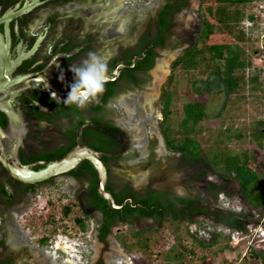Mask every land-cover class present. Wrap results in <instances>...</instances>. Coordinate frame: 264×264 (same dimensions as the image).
<instances>
[{
    "label": "trees",
    "instance_id": "obj_1",
    "mask_svg": "<svg viewBox=\"0 0 264 264\" xmlns=\"http://www.w3.org/2000/svg\"><path fill=\"white\" fill-rule=\"evenodd\" d=\"M4 1L7 3L4 6H8L16 0H0V5ZM253 1L255 0H200L198 27L194 31H188L185 38L180 41L172 40L174 34L172 27L175 15L187 7L188 0H162L160 5L151 6V8L143 7L140 9V12L143 13L144 10L145 13L142 19L138 16L134 17L135 14L131 10L130 13L132 12L133 16H129L125 23L122 22L125 32L122 30L119 33L114 27L112 29L111 25L103 27V24L98 21L87 22L82 12H72L64 16L55 11L48 16L46 22L49 24V32H56L59 25L62 27V38L59 41L63 42L61 50L68 54L63 57L62 68H67L69 62L75 59H78L79 64L89 53H94L103 60L99 47L103 38L109 37L113 48L104 62L107 75L114 78L116 65H118L119 73L114 80L107 81L104 84V90L95 99H90L83 107L65 104L64 101L53 99L47 93L42 94V101L53 108L46 113V120L50 124L56 123L55 118L69 120L63 126V135L65 134L63 145L59 144V138L53 137L54 131L49 133L46 127V134L48 133V137H51L46 139V158L50 159V162L56 161L70 152L79 142H85L95 151H104L102 159L104 164L109 160L117 162L121 159L122 155L118 147L124 135L110 119V115L114 113L117 106L123 110L117 101L119 93L145 82L147 71L153 67L158 50L174 49L185 45L180 55L173 60L171 73L166 83L162 85L160 94L162 118L158 122V128L165 148L171 153L166 156V161L171 162L176 169L181 171L193 168L194 173H188L195 181L202 180L209 172L220 177L219 184L212 181L206 182L213 196L219 193L224 194L221 190L223 183L232 181L239 188L246 202L251 206L261 207L264 211V126L262 125L264 116L238 125L236 115H230L231 108L229 107L230 99L234 97L245 99L251 96L258 102L260 100L264 111V74L261 69L248 73L247 68L252 65V61L249 53L238 43L250 41L253 30L264 29L260 24L259 16L245 10L246 5ZM68 3L74 6H87L89 0H41V4L37 6L53 7ZM85 10H87L86 7L83 11ZM261 11V9L258 10V13ZM153 12L154 16H152ZM30 17L31 15L25 14L18 19L23 23L22 25H25ZM249 21L252 24L246 29L247 26L244 23ZM143 22H146L145 29L141 30ZM216 36L219 38L217 39ZM120 37H124L126 42L132 39L134 41L125 44ZM51 48L53 50L54 46ZM33 61L34 58L25 60L13 74L27 72L26 67L30 66ZM38 67L40 65H37ZM195 69L203 71L207 69V76L202 81L191 80V90L189 89L191 92L186 96L187 87L183 84L185 78L181 77ZM70 81L64 83L68 88L73 79ZM188 95L192 96L188 97ZM215 96L222 99L221 106L216 113L217 116L226 114L227 119L230 118L229 121L222 119L212 129L209 127L207 116L208 112L216 109L213 99L211 102V98ZM112 101H116L115 108L109 106ZM0 116H2L1 113ZM2 119H4L3 116ZM2 121L5 126L6 120ZM79 135L82 139L78 141ZM152 150L150 147L148 159L154 156ZM136 154L139 152L134 148L133 155ZM106 169L107 178L104 189L111 194L113 202L119 208H114L112 202L99 192L97 169L89 159L85 158L66 172L82 184L79 188L78 199L63 205L62 216L68 217L73 207H76L73 222L83 232L86 229L85 221L89 216L86 205L98 209L101 212L98 218L100 222L98 238L102 241L110 233L111 228L118 223L132 225L140 219L153 218L157 223L156 228L148 226L138 230L128 229V233L134 238L133 241H127L120 235L121 232L116 234L126 251H130L135 246L144 252L149 249L151 236L159 231L165 221H169L171 230L175 233V243L181 250L175 249L176 253H173V245L170 250L162 254V258L166 264H174L173 260H177L179 264H189V260L185 262V253L193 254V249L182 244V234L178 232L181 229L179 222L182 219L187 221L185 229L182 230L189 238L190 236L196 238L200 230L209 227L207 222L201 219L196 222L197 226L194 230H191L188 223L193 220L194 214L202 211L201 206L196 202L198 196H181L167 190H156L151 188L152 183H148L139 191L134 189L130 178L125 180L123 178V183H115L111 177V164L110 167L107 165ZM84 181H88L89 184L82 192ZM15 184L23 186L16 191L13 190V184L2 179L0 181V264H14L15 261V256L6 252L9 249L6 243L9 246L11 244L9 241L11 227L5 225V221L11 218L9 211L14 206L13 200L17 196L22 198L25 190L36 186V184H23L17 180ZM53 184L54 177L46 179V187L53 186ZM226 219L233 225L238 220L233 214ZM65 228L63 231L67 232ZM55 231L57 230L54 228L49 235L45 234L40 237L39 245H47L50 235ZM212 241L213 244L217 243L215 238L211 240V243ZM190 242L202 247L212 245L203 244L198 239L196 242L194 240ZM57 250L60 252V249ZM89 251L91 252V249ZM170 253L173 256H170ZM256 255L264 260L263 255L255 252H251L248 257ZM248 257L244 256L243 259L248 260ZM96 264H104V261L101 258L96 261Z\"/></svg>",
    "mask_w": 264,
    "mask_h": 264
},
{
    "label": "rangeland",
    "instance_id": "obj_2",
    "mask_svg": "<svg viewBox=\"0 0 264 264\" xmlns=\"http://www.w3.org/2000/svg\"><path fill=\"white\" fill-rule=\"evenodd\" d=\"M161 2L162 0H89L87 6H74V4L68 3L57 5L55 8L64 16L72 12H82L81 14L86 16L87 22L98 21V23L103 24V27L111 25L112 29L114 27L119 33L125 29L122 24L126 22L129 16H133V13L135 14L134 17L138 16L142 19L141 17H144L145 13L144 10L143 13L140 12V9H143V7L151 8V6L160 5ZM199 3L200 0H188L187 7L181 9L175 15L174 26L172 27L174 33L172 36L173 41H180L185 38L188 31L197 29L200 15ZM255 3L259 4V2L249 3L246 5L245 10L254 12L259 16L258 7ZM84 7L87 10L83 11ZM52 9L53 7L50 6L43 8L40 11V17L35 11L34 17L31 18L32 21L29 22L30 34L37 29H42L39 18L50 15L53 12ZM131 10L133 13H130ZM154 12L152 16H154ZM41 14L43 17H41ZM148 19L149 17L146 22ZM146 22H143L141 30L145 29L144 24ZM244 24L247 26L246 29L249 28L248 26L250 25L247 22ZM260 24L258 23V26ZM61 28V25H59L58 29ZM251 35L250 41L245 43L238 42L249 53L252 61V65L247 68V71L250 73L252 70L261 69L262 74H264V29H255L251 32ZM216 38L218 39L219 37L216 36ZM120 40L125 44L133 43L134 41L132 39L130 42H126L124 37H120ZM183 47L185 45L174 49L163 48L158 50V56L155 58L153 67L147 71L145 82L119 93L117 101L124 111L119 109L115 103L116 101L109 103L112 108L117 106L112 114L113 121L120 129H124L127 137L130 136L127 139L130 148H127V152L124 153L125 155L121 159L111 164V177L115 183H123V178L124 180L130 178L134 189L139 191L148 183H152L151 188L156 190H167L181 196H198L196 202L201 206L202 211L194 214L193 220L188 223L192 228L191 230L196 229V222L200 219L209 222L210 227L200 230L196 238L194 236L189 238L182 230L185 229L187 221L182 219L179 222L181 229L178 232L182 234V244L187 248L193 249V254L185 253V262L189 260V264H264V260L259 255L248 257L251 252L264 256V211L262 208L251 206L246 202L239 188L232 181L223 183L221 190H223L224 196L217 201L208 190L206 182L212 181L219 184L221 181L220 177L209 172L202 180L195 181L188 173H194L192 167V171L190 168H188V171L184 169L181 171L176 169L171 162L168 163L166 161V156L171 153L165 148L158 128V122L162 118L160 94L162 85L166 83L171 73V64L180 55ZM112 48L109 37L103 38L99 47L102 52L103 62L109 57V52ZM10 60L12 59L10 58ZM161 61L164 62L163 70H165L162 77L157 80L155 71ZM207 71V69L206 71L195 69L181 77L182 79L185 78L184 83H182L186 84L187 87L186 96L191 92L189 91V89L191 90V80H204L207 76ZM179 77L180 75L178 74ZM54 78L57 81L58 76ZM212 99L216 109L208 112L207 117L209 118V127L213 129L222 119L229 121L230 117L227 119L226 114L217 116L216 113L221 106L222 99L215 96L211 98V102ZM229 102L230 115H236L238 125L242 122H249L254 118H263L264 116L260 100L258 102L254 97L247 96L245 99L234 97ZM130 109L135 114V117L129 115L128 111ZM125 122H132L133 125L130 124L129 126ZM262 125L264 126V123ZM135 147L139 152L137 156L133 155ZM150 147L154 152L152 159L147 157L149 156ZM79 188V183L71 178L56 177L53 186L46 187V191L42 193V200L46 195V213L40 215L38 212H34L36 211L35 208H32L31 203H29L30 208L28 207L25 210V214H18V219L22 222V226L24 225L25 231H18L19 237L12 239V246L6 251L15 256L14 264H96V261L101 258L104 264H166L162 258L164 252L170 250L173 245V253H176L175 249L177 251L181 250L175 243V233L171 230L169 221H165L159 231L151 236L152 241L147 252L137 249L135 246L130 251H126L116 234L121 232L120 235L125 237L127 241H133L134 238L128 233V229L136 228L138 230L148 226L156 228L155 219H140L132 225L117 224L111 228L110 233L102 241L97 238L98 219L95 220L94 216L91 215L86 219V229L82 232L73 222V217L77 211L76 207H73L68 217H63L61 213L63 205L78 199ZM215 190L218 191L219 189ZM48 198L52 201H47ZM216 203L220 208L215 207ZM230 214L235 215L238 219L234 225L227 222L226 218ZM63 227L67 228V232L63 231ZM54 228L57 231L50 235L47 245L41 246L36 242L43 235H49V232ZM26 232L31 233L32 239L26 236ZM214 238L217 239L215 244H213V241L211 243ZM197 239L203 244L210 243L212 245L202 247L190 242L192 240L196 242ZM219 248L221 249L219 250ZM57 249H60V252ZM89 249H91V252ZM169 255L173 256L172 253ZM244 256L249 259L244 260ZM173 263L179 264L177 260H173Z\"/></svg>",
    "mask_w": 264,
    "mask_h": 264
},
{
    "label": "flooded vegetation",
    "instance_id": "obj_3",
    "mask_svg": "<svg viewBox=\"0 0 264 264\" xmlns=\"http://www.w3.org/2000/svg\"><path fill=\"white\" fill-rule=\"evenodd\" d=\"M22 1H24V3H22ZM5 2L6 1H4L3 4L1 3L0 5V67H3L5 58H11L15 60V65H13L14 68L12 70V76H20L31 72L44 71L43 74L46 77V81L41 80L32 86L17 90L16 92H14L13 97L9 100V103L12 106L13 110L16 113L19 112V114L21 115L24 128L23 133L20 134V141L16 149L17 158L15 159V161L13 158L14 166L15 168L17 165L25 167L26 169L31 171H39L46 168V166L51 163V160L46 158V139L51 138L48 137V133L46 134V127L49 129V133H53L54 131L53 137H55L56 139L59 138V144L63 145L65 142V134L63 135V126L67 123V121H69L66 118H63V120L60 118H55L56 123H53V125L50 124V122L46 120V113H49L53 108H51L49 105H46V103L42 101V94L47 93L49 95L46 87L52 88L51 82H55L56 79L54 77L56 76H58V79L56 81L57 86L59 85L62 90H69L68 86H66V84L64 83H67L68 81L73 79L74 74L72 73L70 68L72 65H78L79 61L78 59H75L74 61L69 62L67 68H62L63 57L65 55H68L66 54V52L61 50L63 42L59 41V39L62 38V28L57 29L56 32L54 31L51 33L49 32V24L46 22L48 16L52 15V13H54L55 11L59 12V10L55 8L56 6H53V12L50 15H47L44 18H39L42 29H37L34 33L30 34L29 22L32 21L31 18L34 17L35 11H37V15H39L40 17V11H42V9L47 6H37L41 4V0H16L13 4H9L8 6H4L7 4ZM29 4L30 6H28ZM25 14L31 15V17L29 18L28 22L25 23V25H22L23 23H21L18 18L24 16ZM41 17H43L42 14ZM11 32L13 33L11 34ZM51 46H54L53 50ZM4 48L6 49L5 51ZM32 58H34V61L30 66L26 67L27 72L13 74L16 70H18L20 65L25 60H29ZM37 65H40V67L37 68ZM61 74L63 75V80L60 79ZM52 90H54V88H52ZM0 113L4 118L2 119V116H0V126L4 128L7 125L6 122L8 123V116L5 115L2 111H0ZM2 120H6L5 126ZM79 139H82L81 135L78 136V141ZM79 144L86 145L85 142H79ZM126 145L127 142L125 139L120 140L118 151L120 150V153H122ZM88 147L91 148V146ZM96 152L97 156L100 159H103L104 151ZM112 163H114V161L109 160L104 164L105 168L107 167V165H109L110 167V164ZM1 179L13 184V190L16 191L20 190V188H22L23 186L15 184L16 179L12 178L6 168L0 163V181ZM34 184H36V186L31 189L25 190V195L22 198H20V196H17V198L15 197L13 200L14 206L9 211L11 218L5 221V225H7V227L9 228L11 227L9 237L10 242H12L13 238L19 237L18 233H16L18 232V227L16 225L17 217H19L18 214H25V210L29 207V203H31V199L34 198L36 192H39L40 188H46V179ZM88 184V181L83 182V188L81 189L82 192L87 188ZM34 204L36 203H33V205ZM86 206L87 207L85 208L87 209V214L89 216L95 214H99L98 216H100L101 212L98 209H95L93 206ZM40 208H43L41 214L46 213L45 204ZM38 209L39 207H37V210ZM117 230L119 229L117 228ZM98 237L99 230L97 231V238ZM6 244L8 245L7 247H10L8 243Z\"/></svg>",
    "mask_w": 264,
    "mask_h": 264
},
{
    "label": "water",
    "instance_id": "obj_4",
    "mask_svg": "<svg viewBox=\"0 0 264 264\" xmlns=\"http://www.w3.org/2000/svg\"><path fill=\"white\" fill-rule=\"evenodd\" d=\"M30 6V4L28 5ZM6 49L4 48V51ZM15 60L9 58L4 59L3 67H0V111L8 116V123L6 127L0 126V163L6 168L10 176L18 181L27 184H34L52 176L60 175L73 168L80 159L87 158L96 165L98 172V190L107 199H109L114 208H119L113 202L112 196L109 192L102 189V185L106 181V168L104 161L97 156V152L89 147H75L66 155L50 163L46 168L39 171H31L25 167L14 166V161L17 158L16 149L20 141L21 133H23L22 117L16 113L9 103L13 97L14 92L25 87L32 86L41 80L46 81L44 71L31 72L20 76H12V70L15 65ZM117 66L114 68V78L108 77V80H114L118 76ZM52 79V77H51ZM52 88H47V92L51 97L59 101H65L70 90H62L56 81L51 82ZM12 157H10L8 155ZM14 158V161H13ZM12 162V163H11ZM11 163V164H10ZM13 164V165H12ZM17 164V162H16Z\"/></svg>",
    "mask_w": 264,
    "mask_h": 264
},
{
    "label": "clouds",
    "instance_id": "obj_5",
    "mask_svg": "<svg viewBox=\"0 0 264 264\" xmlns=\"http://www.w3.org/2000/svg\"><path fill=\"white\" fill-rule=\"evenodd\" d=\"M70 70L74 74L73 75V82L69 85L70 91L68 92L67 98L64 101L65 104H75L77 107H83V106H85V104L90 99H95L98 96V94H100L104 90V84L108 80L106 64L101 60L100 57L96 56L94 53H89L88 56L85 59H83L78 65H72ZM60 79L63 80L62 74H61ZM110 119H111V121H113L112 115H111ZM115 125L117 126V124H115ZM120 131H121V133L123 132V135H125L126 138L124 137V139L127 142L128 137L125 134L126 132L122 128L120 129ZM84 146H86V145L78 144L75 147H84ZM86 147H88V146H86ZM127 148H130L128 143L125 146V149L121 153L122 156L125 155L124 153L127 152ZM135 149H136V147H135ZM149 152H148V155H149ZM137 155L138 154H136L134 156H137ZM83 159H85V158H83ZM80 160H82V159H80ZM52 162H54V161H52ZM95 167H96V165H95ZM52 177H54V182H55L56 177H66V178H71V179L75 180L76 182H78L79 187L81 184L79 180L74 179L72 176L68 175L66 172L62 173L60 175L52 176ZM102 189L105 190L104 184L102 185ZM39 190L40 191L39 192L37 191L36 194L34 195V198L31 199V206H32V208L34 207L36 209V211L41 215L43 208H40V207H42V205H44V204L46 205V195L44 196V199L42 200V198H43L42 193H44V191H46V188H40ZM222 196H224V194L219 193L217 196H214V197L218 201L219 198L220 199L222 198ZM189 197H191V196H189ZM47 201L51 202L52 200L48 198ZM33 203H36V204L33 205ZM36 206L39 207L38 210H37ZM215 207L220 208L217 205V203L215 204ZM98 215L99 214L93 215L95 220H97L100 217ZM89 217L90 216H88L87 218H89ZM18 218L19 217H17V220H16V225L18 227V231L24 232L25 231L24 225L22 226V224H21L22 222ZM150 219H153V218H150ZM206 224H207V226H209V222H207ZM99 225H100V222L98 221L97 231L99 230L98 229ZM26 236L31 238V239L33 237L30 232L29 233L26 232ZM38 239L36 240V242L38 241ZM11 246L12 245L10 244V247Z\"/></svg>",
    "mask_w": 264,
    "mask_h": 264
},
{
    "label": "bare ground",
    "instance_id": "obj_6",
    "mask_svg": "<svg viewBox=\"0 0 264 264\" xmlns=\"http://www.w3.org/2000/svg\"><path fill=\"white\" fill-rule=\"evenodd\" d=\"M163 65H164V62L163 61H161L160 62V64L157 66V68H156V71H155V77L157 78V80H159L161 77H162V75L164 74V70H163ZM145 95V94H144ZM146 97V96H145ZM124 102H126V101H124ZM132 106V105H131ZM130 108V107H129ZM132 110L130 109V111H128V113H129V115L131 116V115H133L134 117H135V114L133 113V112H131ZM135 111H137V110H135ZM132 118V117H131ZM125 124H127V125H129L130 126V124L131 125H133L132 124V122L130 123V122H125Z\"/></svg>",
    "mask_w": 264,
    "mask_h": 264
},
{
    "label": "built area",
    "instance_id": "obj_7",
    "mask_svg": "<svg viewBox=\"0 0 264 264\" xmlns=\"http://www.w3.org/2000/svg\"><path fill=\"white\" fill-rule=\"evenodd\" d=\"M254 2H259V4L257 5L256 3H255V5H257V7H258V10H262L260 13H261V17H260V13H258L259 14V18H260V23H261V25H263V27H264V0H255V1H253L252 3H254ZM248 23V25H251L252 24V22L251 21H249V22H247Z\"/></svg>",
    "mask_w": 264,
    "mask_h": 264
}]
</instances>
